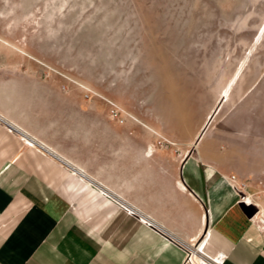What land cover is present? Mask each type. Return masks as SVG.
Masks as SVG:
<instances>
[{
  "label": "rangeland",
  "instance_id": "rangeland-1",
  "mask_svg": "<svg viewBox=\"0 0 264 264\" xmlns=\"http://www.w3.org/2000/svg\"><path fill=\"white\" fill-rule=\"evenodd\" d=\"M262 76L264 0H0V80L28 125L105 180L122 149L127 163L150 140L178 160L213 110L199 140L263 112Z\"/></svg>",
  "mask_w": 264,
  "mask_h": 264
},
{
  "label": "crops",
  "instance_id": "crops-1",
  "mask_svg": "<svg viewBox=\"0 0 264 264\" xmlns=\"http://www.w3.org/2000/svg\"><path fill=\"white\" fill-rule=\"evenodd\" d=\"M257 85L264 92V76ZM14 91L12 79L0 80V117L85 179L0 123V264H184L183 244L203 239L201 253L222 255V264H264L257 223L264 216V110L207 130L178 160L155 156L150 140L133 147L127 163L122 149L114 181L64 156L28 125L30 106ZM222 128L246 139L243 151L215 137Z\"/></svg>",
  "mask_w": 264,
  "mask_h": 264
},
{
  "label": "bare ground",
  "instance_id": "bare-ground-1",
  "mask_svg": "<svg viewBox=\"0 0 264 264\" xmlns=\"http://www.w3.org/2000/svg\"><path fill=\"white\" fill-rule=\"evenodd\" d=\"M236 75V74H235ZM236 79H237V75L236 76H234L231 80H230V82H229V84H228V86L225 88V90H224V92H222V94H221V98H223V99H225L227 96H228V94H229V92H230V89H231V87H232V85L236 82ZM217 110V109H216ZM215 113V110H213L212 112H210L208 115H207V117L205 118V120H204V122H203V124H202V126H201V129H200V132H199V134L197 135V137H196V140H195V142H193V143H190V145H192V146H195V144H196V141L197 140H199L200 138H201V136H202V134L204 133V131L207 129V127L209 126V124L211 123V121H212V119H213V117H214V114ZM0 119H2V120H4L2 117H0ZM6 121V120H5ZM8 122V121H7ZM9 123V122H8ZM9 124H11L13 127H15V128H18L19 130H21L22 131V135H23V137H24V139L25 140H27V141H34L33 139H31L27 134H26V132L25 131H23L21 128H19L18 126H16V125H14V124H12V123H9ZM36 142V141H35ZM37 143H39V144H41L44 148H45V150L48 152V153H50V155H54L55 157H57L61 162H62V164L63 165H65L67 168H69L70 169V171L72 172V174L74 175V176H78L81 180H84L85 179V175L82 173V172H80L79 170H76V169H74L71 165H69L64 159H62L58 154H56L55 152H52V150H50L47 146H45L44 144H42V143H40V142H37ZM88 183V182H87ZM91 183V182H90ZM94 185V184H93ZM96 185V184H95ZM99 188H101V187H99ZM103 191V190H102ZM101 192V191H100ZM105 192H107V191H105ZM104 191L103 192H101L104 196H106V197H108L110 200H112V201H114L115 202V199H112V197H110L109 195H107L106 193H105ZM245 200V199H244ZM117 201V200H116ZM246 201V203H251L250 201H249V199L248 200H245ZM124 207V206H123ZM127 211H129V212H131V213H133V214H136V212L134 211V210H130L128 207H124ZM147 220V219H146ZM150 223V222H149ZM204 240V239H203ZM203 240L201 241V242H197V243H195V244H189L188 243V247H189V249L191 250V253H190V260L191 259H193V258H195L194 256H197L198 257V259L199 260H202L201 262L202 263H205L206 262V264H211L210 263V261L208 260V259H206L205 257H203L202 256V254H200L201 253V248H202V245H203ZM191 262H192V260H191ZM193 263V262H192Z\"/></svg>",
  "mask_w": 264,
  "mask_h": 264
},
{
  "label": "built area",
  "instance_id": "built-area-1",
  "mask_svg": "<svg viewBox=\"0 0 264 264\" xmlns=\"http://www.w3.org/2000/svg\"><path fill=\"white\" fill-rule=\"evenodd\" d=\"M0 123L4 124V126L7 128L8 131L18 133L20 135V137L22 138V140L28 146L35 148L36 150L40 151L43 154L49 155L52 159L56 160V162H58L59 164H62V162L57 157H55L54 155H50V153H48L41 144H39V143H37L35 141H27V140H25L23 135H22V131L19 130L18 128L13 127L7 121L2 120V119H0ZM257 223H258L259 228H261V229L264 228V216L263 215L259 214L257 216ZM183 246H184V248L186 250V258H185L184 264H193L191 262V260H190L191 250L188 247V243H184ZM200 254H202L206 259H208L211 264H222V260H221L222 255H217L216 257L212 258V257H210V256H208V255H206L204 253H200Z\"/></svg>",
  "mask_w": 264,
  "mask_h": 264
}]
</instances>
